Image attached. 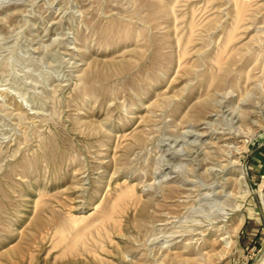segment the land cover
<instances>
[{"label": "rangeland", "instance_id": "374dc122", "mask_svg": "<svg viewBox=\"0 0 264 264\" xmlns=\"http://www.w3.org/2000/svg\"><path fill=\"white\" fill-rule=\"evenodd\" d=\"M0 264H264V0H0Z\"/></svg>", "mask_w": 264, "mask_h": 264}, {"label": "bare ground", "instance_id": "6f19581e", "mask_svg": "<svg viewBox=\"0 0 264 264\" xmlns=\"http://www.w3.org/2000/svg\"><path fill=\"white\" fill-rule=\"evenodd\" d=\"M126 193H127V192H126ZM128 194L130 195V193H128ZM121 196H122V195H121ZM123 198H124V197H123ZM120 199H122V198H120ZM118 200H119V199H118ZM116 202H118V201H116ZM116 202H115V203H116ZM113 207H114V206H113ZM113 207H112V208H113ZM103 211H104V210H103ZM104 212H105V211H104ZM109 212H110V211H109ZM104 214H106V213H104ZM109 214H110V213H109ZM109 214H106V215H107V216H110V215L113 216L112 214H110V215H109ZM105 217H106V216H104V219H103V220H105ZM101 218H103V217H101ZM107 218H108V217H107ZM109 219H111V218L109 217ZM112 219H113V218H112ZM107 220H108V219H107ZM73 221H75V220H73ZM113 221H114V220H113ZM71 222H72V221H71ZM71 222H70V223H71ZM75 222H77V221H75ZM241 222H242V221H241ZM71 224H72V223H71ZM61 226H62V225H61ZM94 226H95V225H94ZM58 230H60V229H58ZM58 230H57V231H58ZM61 230H62V229H61ZM67 230H68V229H67ZM85 231H86V230H85ZM62 232H64V230H63ZM68 232H69V231H68ZM82 233H83V232H82ZM58 234H59V233H58ZM62 235H63V233L61 234V237L64 236V235H63V236H62ZM79 235H80V234H79ZM80 237H84V236L81 235ZM80 237L78 236V238H76V239H80ZM60 239H61V238H60ZM64 239H65V238H64ZM65 240H66V239H65ZM77 241H78V240H77ZM77 241L75 240V242H77Z\"/></svg>", "mask_w": 264, "mask_h": 264}]
</instances>
